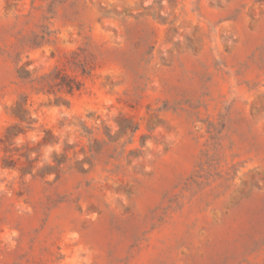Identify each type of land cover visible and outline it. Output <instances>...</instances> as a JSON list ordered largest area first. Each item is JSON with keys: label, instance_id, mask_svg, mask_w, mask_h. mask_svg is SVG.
I'll return each instance as SVG.
<instances>
[{"label": "rangeland", "instance_id": "1", "mask_svg": "<svg viewBox=\"0 0 264 264\" xmlns=\"http://www.w3.org/2000/svg\"><path fill=\"white\" fill-rule=\"evenodd\" d=\"M0 264H264V0H0Z\"/></svg>", "mask_w": 264, "mask_h": 264}, {"label": "trees", "instance_id": "2", "mask_svg": "<svg viewBox=\"0 0 264 264\" xmlns=\"http://www.w3.org/2000/svg\"><path fill=\"white\" fill-rule=\"evenodd\" d=\"M43 38H45V34L40 36V39ZM66 62L79 74H74L60 65H56L50 72L40 77L38 91L74 95L84 88L85 78L91 76L96 68L92 54H88L86 48H79L71 52ZM26 101L27 99L23 100L24 103Z\"/></svg>", "mask_w": 264, "mask_h": 264}]
</instances>
